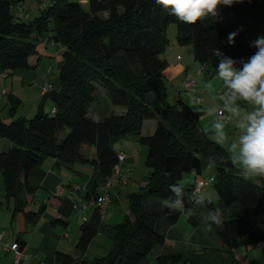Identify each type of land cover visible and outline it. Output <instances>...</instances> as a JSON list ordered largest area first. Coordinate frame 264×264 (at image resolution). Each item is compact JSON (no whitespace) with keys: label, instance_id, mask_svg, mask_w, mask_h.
Returning <instances> with one entry per match:
<instances>
[{"label":"trees","instance_id":"16d2710c","mask_svg":"<svg viewBox=\"0 0 264 264\" xmlns=\"http://www.w3.org/2000/svg\"><path fill=\"white\" fill-rule=\"evenodd\" d=\"M21 1L0 0V77L28 69L30 58L38 54V40L46 36L61 46L63 65L58 89L50 93L54 111L47 113L40 107L31 119H0V138L13 145L0 150V172L6 197L15 200L13 217L20 249L25 245L27 227L42 214L41 209L31 207L37 190L29 178L34 168L53 157L63 163L91 162L110 178L118 162L115 142L136 135L148 147V174L144 188L128 195L132 212L115 226L113 248L105 256L82 261L58 252V262L140 264L155 248L165 245L156 222L162 215L160 202L172 196L169 185L182 183L186 173H201L206 158L216 164L213 185L219 201L206 199L204 206H197L186 198L185 209L223 210V228L213 225L224 246L221 263L239 264L229 254L247 245L248 234L264 223V177L243 179L224 147L201 129L200 113L182 100L168 101V62L162 54L169 44L168 27L175 23L178 43L192 46L206 77L215 75L220 62L213 50L240 67L241 60L257 51V39L264 38V0L220 7L217 16L193 25L180 23L153 0H88L87 8L75 0H48L41 14L28 22L12 12ZM233 32L237 35L229 43L227 37ZM101 90L112 105L126 109L123 115L101 121L90 116ZM150 92L154 97H149ZM146 119L158 120L150 136L142 134ZM91 148L93 157L88 154ZM95 235L94 228L82 226L79 250L86 251ZM169 258L170 254L159 256L160 264Z\"/></svg>","mask_w":264,"mask_h":264},{"label":"crops","instance_id":"0c3cea01","mask_svg":"<svg viewBox=\"0 0 264 264\" xmlns=\"http://www.w3.org/2000/svg\"><path fill=\"white\" fill-rule=\"evenodd\" d=\"M188 47L193 54L192 46ZM175 50L178 51L175 46L168 49L166 52L171 55L165 56V60L169 68L173 67L174 77H178L177 79L181 81L180 88H183L184 80L194 78L192 71L194 68L200 73L202 71L199 64L195 66L191 58L186 60ZM29 62L28 69L0 77V119H31L40 107L45 112L48 108L50 109L48 112L53 110L54 101L50 93L59 86L58 76L63 65L62 48L49 38H45L43 44L38 43V54L32 56ZM169 68L167 67L165 71L166 78L170 75ZM196 82L197 92L198 81ZM47 83L50 84L48 90ZM206 88L207 86L204 87L205 90ZM220 90L224 93L229 92L223 82ZM197 99L204 101L203 96H197ZM236 105L240 106L239 115L228 111L227 116L224 112L230 119L228 124L223 123L218 115L221 122L227 126L229 139H235L239 135L240 129L237 124L253 107L239 99ZM125 111L122 106L112 105L106 91L101 90L90 116L96 121H101L110 115H123ZM157 124V119H146L142 134L144 136L154 134ZM0 142V150L7 151L13 146L12 142L5 138H0ZM116 150L127 155L122 173L127 170L129 179L123 184L119 176L115 178L111 189V205L104 216L96 205L89 204L85 209L81 208L85 199L101 194V187L108 180L93 163L81 161L63 163L58 162L56 158L48 157L31 171L30 181L37 186L31 207L36 211L41 209L42 214L24 232L25 245L20 249L22 255L19 258L10 249L17 240V224L13 217L15 200L6 197L4 177L0 172V264H62L57 260L58 252L70 255L76 261L107 255L114 246L115 226L132 212L128 195L144 188L148 174L146 166L148 147L140 143L138 136H127ZM88 154L90 157L94 156L92 148L88 150ZM211 163L213 162L203 158L202 172L192 171L184 174L182 184L193 188L199 180L208 181L209 184L200 192L213 202L219 200V195L214 185L212 186L216 166ZM159 209L162 215L156 222V228L165 236V245L155 248L140 264H160L159 256L164 254H170L166 264H225L221 263L225 253L221 240L214 229L209 231L206 227L205 208L192 209V215L187 221L179 211L161 207ZM82 226H90L96 230V235L84 252L77 247ZM229 255L239 264H264V223H259L248 234L247 245L235 248Z\"/></svg>","mask_w":264,"mask_h":264},{"label":"clouds","instance_id":"9594fccd","mask_svg":"<svg viewBox=\"0 0 264 264\" xmlns=\"http://www.w3.org/2000/svg\"><path fill=\"white\" fill-rule=\"evenodd\" d=\"M164 12L174 16L180 23L193 25L197 21L206 20L209 16H217L220 7H232L243 3L244 0H153ZM250 2V0H249ZM237 33H230L227 37L231 43ZM257 51L247 60H241L240 67L231 58H224L219 50H213V55L220 58L216 67V78L223 82L228 94L227 110L239 115L240 106L237 99L253 106L245 118L239 121L240 129L235 139H229L222 122H214L207 133L217 145L225 147L231 164L238 168L240 176L245 180L264 177V38L255 42ZM149 97H154L150 92ZM190 108L195 107L191 103ZM200 111L199 108L196 109ZM211 167V165H209ZM172 196L160 202L161 208H167L182 213L187 221L192 215V209L185 210V199L197 206H204L206 197L199 189L187 192L185 186L177 182L169 185ZM210 202V201H208ZM209 231L224 226V213L220 208L209 210L204 217ZM187 237V234H186ZM185 242L188 240L186 238Z\"/></svg>","mask_w":264,"mask_h":264},{"label":"rangeland","instance_id":"374dc122","mask_svg":"<svg viewBox=\"0 0 264 264\" xmlns=\"http://www.w3.org/2000/svg\"><path fill=\"white\" fill-rule=\"evenodd\" d=\"M78 1L84 8H87L88 5V0H75ZM21 4L24 6L26 13H27V18H25L28 22L33 21L37 16L41 14V11L45 9L49 3L48 0H22ZM12 12L14 16H16V11L15 8H12ZM107 14H104L103 16H106ZM17 18V17H16ZM50 27H53V23H50ZM177 32H178V27L177 24L171 23L168 27L167 30V37L169 39V44L165 50V52L162 54V57L165 59V56H170L171 54H168L167 50L170 49L172 46H175V48L178 49L175 50L176 52L180 53L184 59H192L193 63L195 66L198 65V62L194 61L193 59V54L190 51L189 47L186 45H180L177 40ZM50 36L52 35V32L49 33ZM46 37H42L38 40L37 43H44V40ZM167 51V52H166ZM169 68V66H168ZM171 70V71H170ZM173 67L169 68V73L170 75H167L166 78V87H167V99L170 103H176L178 100L185 101L187 104H192L195 107L194 111L197 112V108L200 109V123H201V129L204 130V132L207 133V130L210 129L213 125L214 122H221V120L218 118V111L222 110L223 112L228 113V94L224 93L223 90H220V86L222 84V81L216 78V74L213 75L212 77H206L204 74L198 72L196 68H194L193 74L195 80L198 81V90L193 91L189 89H183L180 88V83L181 81L177 79L178 77H174V73L172 72ZM168 72V70H167ZM173 73V74H171ZM207 78V79H206ZM208 80V84H207ZM206 82V90L204 89ZM205 90V91H204ZM197 96H203L204 101H198ZM186 100H183V98ZM47 113L50 111V109H46ZM227 115V114H226ZM228 116V115H227ZM233 126V125H232ZM204 128V129H203ZM227 129V126L225 125V131ZM208 137L212 140L211 135L212 133H207ZM1 144V142H0ZM121 144V141L115 142V147L118 148L119 145ZM211 164H216L213 162ZM213 186V184H212ZM219 201V200H218ZM217 200H213L214 203H218Z\"/></svg>","mask_w":264,"mask_h":264},{"label":"built area","instance_id":"2783aa9c","mask_svg":"<svg viewBox=\"0 0 264 264\" xmlns=\"http://www.w3.org/2000/svg\"><path fill=\"white\" fill-rule=\"evenodd\" d=\"M15 11H16V17L18 19L25 20V18H27L26 17L27 16L26 10L22 4L16 5ZM5 75L6 74H3L1 77H4ZM196 86H197V82L193 78H187L186 80H184L182 82V87L184 89H189V90L195 91ZM49 88H50V84L47 83L46 84V90H48ZM54 110H55V108H53V111ZM218 115H219V117L223 123L228 124L230 122V119L224 114L223 111H219ZM126 158H127V155L123 151L118 152V162L114 166L113 175L103 183V185L101 187V194H99L98 196L91 197V198L84 200V202L81 204L82 210L85 209L87 207V205L93 204L99 208V210L101 211V214L103 216L106 214L108 208L111 205V201H112L111 189H112V184H113V181L115 180V178L117 176H119L120 181L123 184H126L128 182V179H129L128 171L126 170L122 173V166H123V163L126 160ZM208 184H209L208 181L199 180L194 185L193 190L199 189V191H201ZM10 249L13 250V252L17 258H19L22 255V252L20 250V246L18 245L17 242H14L10 246Z\"/></svg>","mask_w":264,"mask_h":264}]
</instances>
